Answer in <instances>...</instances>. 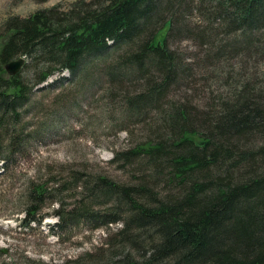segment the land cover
Listing matches in <instances>:
<instances>
[{"label": "trees", "instance_id": "trees-1", "mask_svg": "<svg viewBox=\"0 0 264 264\" xmlns=\"http://www.w3.org/2000/svg\"><path fill=\"white\" fill-rule=\"evenodd\" d=\"M186 41L198 53H186ZM20 58L19 70L9 71ZM252 59L264 62V0H74L8 16L0 27L3 127L50 77L68 71L62 79L72 82L92 68L105 69L110 89L120 85L111 92L121 93L129 120L150 110L159 116L157 135L115 151V164L143 160L137 180L73 173L34 183L25 225L43 220L53 194L77 190L72 202L56 199L60 231L52 233L81 222L120 224L100 248L108 259L94 264H264V67L254 79L223 77L229 66ZM198 65L222 82L215 99H169L173 87L200 81ZM128 79L142 86L126 90ZM22 137L16 130L10 153L0 152L3 172L21 152Z\"/></svg>", "mask_w": 264, "mask_h": 264}, {"label": "rangeland", "instance_id": "rangeland-1", "mask_svg": "<svg viewBox=\"0 0 264 264\" xmlns=\"http://www.w3.org/2000/svg\"><path fill=\"white\" fill-rule=\"evenodd\" d=\"M73 1L0 0V27L10 15L28 16L38 9L56 4L68 6ZM215 33L209 31L207 38H215ZM181 46L191 55L199 50L191 41ZM263 63L257 59L247 60L243 67L235 63L226 69L223 77L232 75L239 79L240 73L245 74L244 77L253 73L251 79H254L256 71L264 67ZM202 69L201 65L194 68L198 83L187 77L191 80L185 84L191 88L173 87L169 99L179 101L188 97L193 104L202 105L214 100L222 82H212L214 71ZM63 76L70 77V73H57L40 84L21 116L16 121L11 119L10 127L0 125V152L10 153L7 149H10L16 130L22 131L21 140H24L19 146L21 152L14 154L5 172L0 163V264H63L75 258L85 260V264H94L108 259V253L100 248L107 247L109 233H114L119 223L108 228H93L81 222L53 234L52 227L60 231L55 227L59 221L56 199L72 202L70 197L78 192L71 190L72 194L56 193L55 197L48 198L41 212L43 220L26 226L30 217L27 212L29 191L34 183L45 185L52 180L71 177L73 173L105 175L121 183L137 180L135 177L140 174L137 170L142 167L143 160L115 164L112 162L115 151L135 146L158 133L159 116L155 110H150L140 120L127 118L121 93L111 92L113 88L120 89V85L110 89L105 69L92 68L72 82L63 80ZM178 81L184 79L179 77ZM141 86L142 81L134 79L124 80L122 84L126 90L134 92ZM165 99L167 101L168 96Z\"/></svg>", "mask_w": 264, "mask_h": 264}, {"label": "water", "instance_id": "water-1", "mask_svg": "<svg viewBox=\"0 0 264 264\" xmlns=\"http://www.w3.org/2000/svg\"><path fill=\"white\" fill-rule=\"evenodd\" d=\"M23 62H24V60H23L22 58H20V59L17 60V61H13V62L9 63V64L7 65V68H8L9 71H11V72L18 71L20 67L17 68V69H14V67H16L18 63H20V65L23 64Z\"/></svg>", "mask_w": 264, "mask_h": 264}]
</instances>
